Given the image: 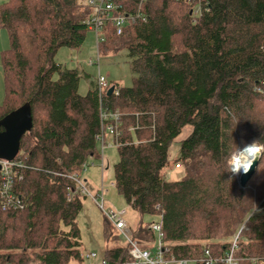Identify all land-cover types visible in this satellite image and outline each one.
<instances>
[{"label": "trees", "instance_id": "1", "mask_svg": "<svg viewBox=\"0 0 264 264\" xmlns=\"http://www.w3.org/2000/svg\"><path fill=\"white\" fill-rule=\"evenodd\" d=\"M208 1L210 10L195 20L187 2L146 0V18L127 20L121 34L108 22L96 62L100 52L124 48L133 78L130 86L108 82L100 99L96 80L81 95V73L54 61L60 47L84 42L85 0L0 4L9 41L0 53V118L25 103L32 115L14 158L23 206L0 211V264H82L76 217L86 195L70 176L99 156L100 107L121 112L114 186L139 216L130 235L141 248L154 240L142 218L158 216L164 241L188 264H203L205 250L223 264L235 235L237 264H264V160L244 186L225 171L233 142L264 141V0ZM138 2L124 1L123 11ZM187 124L174 162L183 176L168 179V148ZM102 232V260H129L127 242L105 215Z\"/></svg>", "mask_w": 264, "mask_h": 264}, {"label": "rangeland", "instance_id": "2", "mask_svg": "<svg viewBox=\"0 0 264 264\" xmlns=\"http://www.w3.org/2000/svg\"><path fill=\"white\" fill-rule=\"evenodd\" d=\"M6 0H0V4ZM8 36L5 29H0V53L8 47ZM95 35L93 31L86 30L84 42L77 49L60 47L54 61L67 68H76L80 73L78 83V93L84 95L90 85V81H95L97 74L104 76L108 82L118 83L122 86L132 85L133 73L129 67V57L124 48L110 50L107 53L100 52L98 64L96 63ZM92 61V63L90 62ZM99 65V68H98ZM4 101V85L2 67L0 64V105ZM192 126L185 125L179 135L171 142L168 152V166L164 168L166 178L177 180L183 176V169L176 167L175 160L179 155L181 140L188 137L191 133ZM249 143V142H248ZM242 146V145H240ZM98 155L101 154V144L97 142ZM90 157L86 160V166L80 171L79 177L87 187L91 195L98 192L101 185V178L104 185L108 186L104 192V208L119 212L126 209L127 214L124 220L131 232L137 226L139 221L138 214L126 203L124 197L120 195L114 186L113 165L118 160L117 147L107 145L102 149L104 160V169H101V158ZM232 175V174H231ZM235 178L238 177L234 176ZM99 200V199H97ZM104 214L99 208L97 202L90 195L82 198V206L77 214L76 222L80 232L79 250L83 257L82 264H100L104 251V238L102 232V220ZM159 217L144 216L142 223L157 222ZM246 229V228H245ZM120 240L125 243L122 237ZM88 254H94V257H87Z\"/></svg>", "mask_w": 264, "mask_h": 264}, {"label": "built area", "instance_id": "3", "mask_svg": "<svg viewBox=\"0 0 264 264\" xmlns=\"http://www.w3.org/2000/svg\"><path fill=\"white\" fill-rule=\"evenodd\" d=\"M124 1L126 0H85V4L89 6L90 11L86 15L83 23L88 30L93 31L95 35L96 46L99 42L104 41V27L108 22L114 29L116 34H121L125 22L127 20H144L146 16L141 12L143 2L146 0H139L137 8L134 11L125 13ZM187 2L191 5L190 15L193 19L201 17L205 12L210 10V2L208 0H177ZM99 57L97 56V64ZM92 63V61H90ZM97 90L99 93V99L105 88L108 86L107 79L101 74H97L96 78ZM100 128L98 134L95 136L96 141L101 144V169H104V160L102 156V149L107 145L119 146V124L121 120V112L118 110H106L102 107L99 108ZM86 162L83 164V168L86 166ZM21 163L15 159L9 161L0 159V211L7 209L22 208L20 198L14 192V180L20 179L21 175L17 173ZM176 167L180 164L176 163ZM113 183H110L111 186ZM103 184L101 178V185L98 192L95 195H91L87 187L81 181L80 177H77V190L84 195H90L97 202L99 208L103 211V214L108 221L119 231L121 236L127 242L129 250V260L125 262H117L115 264H188V260L182 255H175L169 246L164 241V234L161 229V223L151 222L148 226L149 230L154 234L153 244L150 248H141L137 240L133 239L130 235L128 226L124 220L127 214L126 209L119 212L112 210H106L104 208V192L107 187ZM99 199V200H97ZM261 209L255 207L252 212H259ZM245 229V224H241L239 230ZM237 235L233 237L230 249L221 258L223 264H237L236 259L233 256V249L236 245ZM204 257L202 258L203 264H214L216 258L212 257L208 250L204 251ZM87 257H94V254H88ZM100 264H112L108 261L102 260Z\"/></svg>", "mask_w": 264, "mask_h": 264}, {"label": "water", "instance_id": "4", "mask_svg": "<svg viewBox=\"0 0 264 264\" xmlns=\"http://www.w3.org/2000/svg\"><path fill=\"white\" fill-rule=\"evenodd\" d=\"M190 13V11H189ZM110 86L107 94L113 92ZM32 127V115L29 103H25L17 109L0 118V159L13 160L19 151L21 136L30 131ZM258 160L253 164L251 170L245 175L240 174L238 182L244 186L255 170Z\"/></svg>", "mask_w": 264, "mask_h": 264}, {"label": "clouds", "instance_id": "5", "mask_svg": "<svg viewBox=\"0 0 264 264\" xmlns=\"http://www.w3.org/2000/svg\"><path fill=\"white\" fill-rule=\"evenodd\" d=\"M233 145V149L225 157V171L233 176L246 175L257 160H264V141L253 140L242 146L233 142Z\"/></svg>", "mask_w": 264, "mask_h": 264}, {"label": "bare ground", "instance_id": "6", "mask_svg": "<svg viewBox=\"0 0 264 264\" xmlns=\"http://www.w3.org/2000/svg\"><path fill=\"white\" fill-rule=\"evenodd\" d=\"M98 51V50H97ZM98 54H99V52H98ZM100 55V54H99ZM100 57V56H99ZM98 68H99V65H98ZM96 80V79H95ZM108 87V86H107ZM106 89V88H105ZM237 177H239V175H236ZM76 183H77V176H75V175H71L70 176ZM237 179V178H236ZM97 193V192H96ZM158 222V221H157Z\"/></svg>", "mask_w": 264, "mask_h": 264}]
</instances>
